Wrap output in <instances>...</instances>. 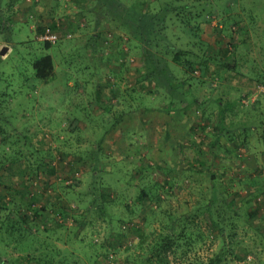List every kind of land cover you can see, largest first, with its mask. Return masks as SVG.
Wrapping results in <instances>:
<instances>
[{
    "label": "rangeland",
    "instance_id": "1",
    "mask_svg": "<svg viewBox=\"0 0 264 264\" xmlns=\"http://www.w3.org/2000/svg\"><path fill=\"white\" fill-rule=\"evenodd\" d=\"M4 46L0 264H264V0H0Z\"/></svg>",
    "mask_w": 264,
    "mask_h": 264
},
{
    "label": "trees",
    "instance_id": "2",
    "mask_svg": "<svg viewBox=\"0 0 264 264\" xmlns=\"http://www.w3.org/2000/svg\"><path fill=\"white\" fill-rule=\"evenodd\" d=\"M182 6L184 8L187 7V5H182ZM44 27L42 29H44ZM181 28L183 29V31L185 29L188 30V35H193V36L198 37V33L195 30L196 26L194 27L193 25H191L187 27L186 25H184V26H181ZM193 36H190V37H193ZM48 45H49V42L45 41L44 46L47 47ZM176 46H180V45L174 43L173 46H168L167 52L172 53V60L179 63V62H182L181 57L183 56V54L188 53L189 51L184 50L181 47H176ZM31 68L33 70V76L36 79H39L41 81L49 80L53 76V73H54V65H53L52 56L50 54H41L40 56H35L33 59H31Z\"/></svg>",
    "mask_w": 264,
    "mask_h": 264
},
{
    "label": "crops",
    "instance_id": "3",
    "mask_svg": "<svg viewBox=\"0 0 264 264\" xmlns=\"http://www.w3.org/2000/svg\"><path fill=\"white\" fill-rule=\"evenodd\" d=\"M187 110L186 109H179V110H173V111H170V113L173 115V119L172 120H170V125L169 126H171V127H169V135H170V138H171V141H173V142H177L180 138H183L184 137V131L182 132V134L180 135V134H178L177 132H175V131H173L174 130V128H175V123L177 122V124H178V126L179 127H181V125H179V121H178V119L179 118H181L182 116L183 117H185V116H187L188 115V113L186 112ZM178 114V115H177ZM179 117V118H178ZM175 119L177 120L176 122H175ZM181 122V121H180ZM182 122H183V120H182ZM182 122H181V124H182ZM189 131V130H188ZM168 142V141H167ZM166 142V143H167ZM197 145H198V143H197ZM158 146H161V145H158ZM169 146H170V144H169ZM189 146H190V144L189 143H187L186 145H185V147L184 148H186V149H188L189 148ZM185 166H187V165H185Z\"/></svg>",
    "mask_w": 264,
    "mask_h": 264
},
{
    "label": "built area",
    "instance_id": "4",
    "mask_svg": "<svg viewBox=\"0 0 264 264\" xmlns=\"http://www.w3.org/2000/svg\"><path fill=\"white\" fill-rule=\"evenodd\" d=\"M39 39L49 43H55L57 40H59V34L49 26H45L39 35ZM259 87L264 91V84H261Z\"/></svg>",
    "mask_w": 264,
    "mask_h": 264
},
{
    "label": "water",
    "instance_id": "5",
    "mask_svg": "<svg viewBox=\"0 0 264 264\" xmlns=\"http://www.w3.org/2000/svg\"><path fill=\"white\" fill-rule=\"evenodd\" d=\"M5 50H6V47L4 46V47H2V49L0 50V54H3V53H5Z\"/></svg>",
    "mask_w": 264,
    "mask_h": 264
}]
</instances>
